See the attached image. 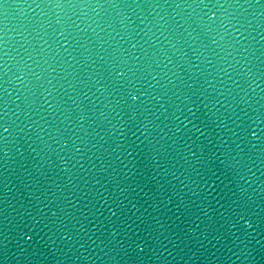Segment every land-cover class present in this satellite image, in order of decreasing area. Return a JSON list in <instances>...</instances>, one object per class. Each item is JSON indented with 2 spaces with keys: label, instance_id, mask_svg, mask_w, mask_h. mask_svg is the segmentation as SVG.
<instances>
[{
  "label": "water",
  "instance_id": "1",
  "mask_svg": "<svg viewBox=\"0 0 264 264\" xmlns=\"http://www.w3.org/2000/svg\"><path fill=\"white\" fill-rule=\"evenodd\" d=\"M0 264H264V0H0Z\"/></svg>",
  "mask_w": 264,
  "mask_h": 264
}]
</instances>
